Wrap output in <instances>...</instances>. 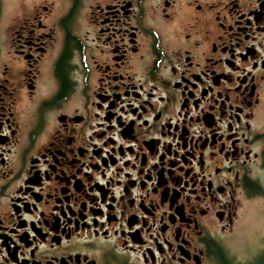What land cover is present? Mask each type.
Returning a JSON list of instances; mask_svg holds the SVG:
<instances>
[{"label":"flooded vegetation","instance_id":"1","mask_svg":"<svg viewBox=\"0 0 264 264\" xmlns=\"http://www.w3.org/2000/svg\"><path fill=\"white\" fill-rule=\"evenodd\" d=\"M254 223L264 0H0V264H222Z\"/></svg>","mask_w":264,"mask_h":264},{"label":"rangeland","instance_id":"2","mask_svg":"<svg viewBox=\"0 0 264 264\" xmlns=\"http://www.w3.org/2000/svg\"><path fill=\"white\" fill-rule=\"evenodd\" d=\"M241 231L227 244V252L235 262H248L264 248V239L260 238L264 235V224L254 223Z\"/></svg>","mask_w":264,"mask_h":264},{"label":"trees","instance_id":"3","mask_svg":"<svg viewBox=\"0 0 264 264\" xmlns=\"http://www.w3.org/2000/svg\"><path fill=\"white\" fill-rule=\"evenodd\" d=\"M226 260L223 259L222 264H264V251L257 254L253 257L252 260H249L248 262H235L232 258H228L225 253Z\"/></svg>","mask_w":264,"mask_h":264}]
</instances>
